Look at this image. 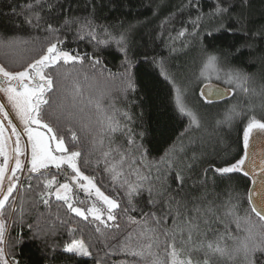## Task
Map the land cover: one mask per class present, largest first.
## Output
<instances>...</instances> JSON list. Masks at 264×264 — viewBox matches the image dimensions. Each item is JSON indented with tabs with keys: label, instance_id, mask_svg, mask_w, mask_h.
Here are the masks:
<instances>
[{
	"label": "trees",
	"instance_id": "16d2710c",
	"mask_svg": "<svg viewBox=\"0 0 264 264\" xmlns=\"http://www.w3.org/2000/svg\"><path fill=\"white\" fill-rule=\"evenodd\" d=\"M40 3L44 5L42 10L38 8L36 0H0V64L7 67L10 66L9 60H15L12 70H19L20 65L38 58L41 45L45 44L48 33L43 29V21L41 27H32L24 22L25 17L32 14L26 7L29 4L45 19L55 15L56 27H61L66 18L90 19L96 27L98 40L108 39L105 29L118 37L121 32L131 27L128 33L129 57L134 61V92L122 91L123 77L119 74L125 71L122 66L124 56L117 51L114 42L97 44V41L88 36L83 40L76 39L77 24L65 25L59 33L60 38L65 41L62 45L65 50L91 54L96 46V54L102 56L104 62L103 72L99 67L93 69L89 62H85L81 79L83 73L87 72L90 79L95 81L92 90L84 86L82 93H77L69 78L67 90L57 93V104L62 105L65 112L74 114L75 128L80 135L77 148L83 153L78 163L85 174L94 176L97 186L106 195L120 201L123 207L127 206L128 201L125 189L120 183L114 184L110 175L105 172L106 164L101 155L103 151L118 148L125 153V175L134 181L136 176L129 174L139 169L141 175L148 176L145 189L148 183H166L171 185L170 191L175 193L176 170L182 169L184 184L177 199L186 202L189 216L195 214L192 210L197 206L213 209L212 213H206L209 223L205 225L201 221L202 234L195 239L204 241L206 250L207 241H215L218 236L223 235L222 246H231L233 241L228 238V234L236 236L244 233L237 231L236 223L225 213L231 202L237 205V215L243 217L248 214V190L251 181L243 173L225 174L221 177L215 172V168L225 166L226 161L234 162V159L243 154L242 134L248 118L264 117V36L259 34V30L264 27V0H227L225 5L230 7L229 15L233 18L228 21L229 25L238 29L235 17L242 15L245 30L250 34L257 33L255 36H245L240 30L215 31L222 23L221 19L205 15L200 22L199 35L186 33L179 38H176L177 33L182 27L192 33L193 25L187 22L198 15L196 8H181L189 0H40ZM49 3L57 5L55 13L49 12ZM214 5L215 0H200L199 12L208 14ZM209 32L212 33L211 36L208 35ZM51 39L53 38L49 37ZM5 40H23L28 43L20 45L19 48L7 49L2 46ZM245 43L252 47H242ZM210 54L218 57L219 79L217 72H209L204 68L206 57ZM145 56L147 60L144 59ZM109 70L117 75L110 76ZM229 70H238L248 77L247 83L243 85L248 88L247 93L236 82H227L225 73ZM206 83H216L230 89L231 96L217 102L204 100L200 89ZM101 93L103 104L112 106L110 114L121 125L116 132L104 137L103 147L100 146L99 137L93 144V134L101 117L94 103H89L90 99L99 97ZM180 104L195 115L197 124H192L191 117L180 112ZM233 108L239 114L228 122L226 116ZM124 113H127V117ZM81 128L92 131L81 133ZM129 137L134 140L133 145L128 144ZM181 147L183 151L180 150ZM166 152L174 158L175 168L167 171L161 168L158 172L153 165ZM141 153L144 156L143 164ZM111 158L119 160V155L113 152ZM84 159L89 160V166H84ZM205 169H208L207 173ZM64 171L69 172L68 169ZM61 175L62 171L57 176ZM36 182L34 178L32 184L35 185ZM31 195L32 193H26L25 198ZM132 200L137 211L128 215L139 221L140 209L146 212L150 208L147 205L148 192L143 190L134 194ZM61 203L52 197L50 209L42 203L37 208H33L30 203L26 204L28 213L23 224L19 222L16 214L9 216L5 213V253L14 255L19 264H95L97 258L101 260V264H123L125 257L122 254L109 257L106 253L110 252L112 246L118 247L120 242L126 241L130 233L132 242L135 243L139 237V225L130 223L127 216L121 214L116 222L120 225L119 230L103 229L105 235L115 237L105 243H101L104 237L95 232L94 225L86 227L83 239L94 246L93 256L76 257L63 252L64 245L74 238L67 231V227H84L88 222L74 214H66L63 207L58 209L57 205ZM57 215L69 219V225L61 226L56 219ZM29 224L33 225V230L37 225L41 229H48L55 224V234L35 239ZM167 225L172 226L171 217L167 220ZM186 236L185 233V238ZM75 238H81V234L77 232ZM142 242L147 243V240ZM53 245L56 246L55 251L52 249ZM163 247L164 237L161 236L160 248L157 249L154 245L153 251H162ZM203 258L201 253L200 259ZM210 264L239 262L230 261L227 257L212 256Z\"/></svg>",
	"mask_w": 264,
	"mask_h": 264
},
{
	"label": "snow or ice",
	"instance_id": "6c2138e0",
	"mask_svg": "<svg viewBox=\"0 0 264 264\" xmlns=\"http://www.w3.org/2000/svg\"><path fill=\"white\" fill-rule=\"evenodd\" d=\"M36 4L39 9L44 8L40 0H36ZM226 4L227 0H215L211 12L205 14L199 12L200 0H189V3L182 5L181 8H196L198 10L196 18L187 22L193 25L192 33H188V29L182 27L176 38L183 37L186 33L199 35L200 22L205 15L221 19L222 23L215 31L221 29L240 30L244 32L245 36L257 35V33L250 34L245 30V21L242 15L235 17V23L239 25L238 29L230 26L228 21L233 18L229 15L230 7L225 6ZM26 7L32 14L26 16L24 22L32 27H41V21H43V29L48 33V36L45 37V44L41 45L38 58H33L30 62L20 65L19 70H12V66L16 64L15 60H9L10 66L7 67L5 64H0V93L4 94L7 106L22 126V130H18L17 125L10 117V112L6 110V104L0 102V117H2L0 119V264H19L14 255L5 253V232L7 230L5 213L9 216L16 214L19 217V222L23 224L24 217L28 213L26 204L30 203L33 208H37L42 203L50 209L52 197H55V201L62 202L57 205L58 209L63 207L66 209V214H74L88 222L84 227H67L70 223L69 219H63L59 215L56 217L60 225L67 227V231L74 237L70 243L64 245L63 252L76 257L93 256L94 246L83 239L86 227L94 225L95 232L104 237L101 243H105L115 237L105 235L103 229L119 230L120 225L116 222L120 215L124 214L130 223L140 226L139 237L133 243L130 233L126 241L120 242L118 247L112 246L110 252L106 253L109 257L122 254L125 257L123 264H210L212 256L227 257L230 261H238L239 264H264V159H261L257 165L255 158L248 151L253 138L264 142V117L251 116L248 118L242 134L243 154L238 159H234V162L226 161L225 166L215 168V172L221 177L232 173H243L244 176L252 175L254 177L253 183H256L257 187L254 190H248L250 206L247 210L248 214L243 217L237 215V205L231 202L225 213L226 216L232 217L233 222L236 223L237 231H243L244 235L233 236L229 233L228 238L233 241L231 246L227 244L222 246L224 236L220 235L215 241H207L205 250V242L197 241L195 237L202 234L201 221L207 225L209 219L206 218V213H212L213 209L211 207L202 209L197 206L192 210L195 214L189 216L186 202L177 199L184 184L182 169L176 170L175 193L170 191L171 185L166 183L159 185L148 183L145 189L148 176L141 175L139 169L129 174L136 176L134 181L125 175L123 170L125 153L120 152L118 148H109L107 151H103L101 155L106 164L105 172L110 175L114 184L120 183L121 187L125 189L128 201L127 206L122 207L120 201L106 195L97 186L94 176L86 175L82 170L78 161L83 153L77 148L80 143V135L75 128L74 114L70 111L65 112L63 106L57 104V93L67 90L69 78H71L72 86L77 93H82L84 86L88 90L94 88L95 81L90 79L87 72L83 73V79H81L86 61L93 69L99 67L101 72L105 70L102 56L96 54V46L91 54L65 50L62 47L65 41L59 35L61 28L65 25L77 24L76 39L83 40L85 36H88L93 41H97V44L114 42L117 51L124 56L122 66L125 71L119 74L123 77L122 91L134 92L136 90L132 74L134 61L129 57L130 37L128 33L131 31V27L121 32L118 37L113 36L105 29L108 39L98 40L96 27L90 19L66 18L61 27H56L55 15H50L48 19H45L39 11L33 9V5L29 4ZM56 7L57 5L49 3V12L55 13ZM60 7L63 9L62 5ZM259 34L264 36V27L259 30ZM208 35L211 36L212 33L209 32ZM49 37L53 39L49 40ZM27 43L28 41L23 40H5L2 46L12 49ZM242 47L251 48L252 45L245 43ZM239 51L238 48L237 52ZM144 59L147 60V56ZM153 63L156 61L153 60ZM217 64L218 57L210 54L206 57L204 68L209 72H217V79H219ZM158 66L162 67V65ZM201 74L204 75V72ZM109 75L117 74H113L109 70ZM225 76L228 83L236 82L237 86L241 87L245 93L248 92V88L243 86L247 83V76L242 75L238 70H229ZM208 87L211 88V86ZM177 92L179 93L178 89ZM209 94L211 93L209 92ZM89 103H94L101 117L97 121V129L93 134V144L99 137L100 146L103 147L104 137L116 132L121 125L114 115L110 114L112 106L103 104V93L99 97L90 99ZM179 110L191 117L192 124L198 123L195 115L183 104L179 105ZM238 114L233 108L226 116V120L230 122ZM124 115L127 117V113ZM5 121H7V125H5ZM6 128L11 129L7 135ZM91 131V129H80V132L85 134ZM24 136L27 137V140L22 148L21 141ZM13 137H15L14 141ZM128 144H134L131 137L128 139ZM180 150L183 151V148L181 147ZM113 152L119 155V160L111 158ZM174 153L175 147L172 149V154L174 155ZM21 157L24 158L21 159ZM141 163H144L143 153H141ZM83 164L87 167L90 162L88 159H84ZM64 165L71 171L70 173L63 172L65 182L61 183L57 179V175L60 174ZM153 166L157 168L158 172L161 168L165 171L172 170L175 168V160L170 157V153L166 152L165 156L161 157L160 161ZM257 167H259L258 182L255 179ZM51 168L57 169V173L53 174L50 171ZM207 171L208 169H205V173ZM34 178L37 181L35 185L32 184ZM164 179L166 181L167 176ZM76 188L85 193L90 203L83 199H76L74 194ZM143 190L148 192L147 205L150 208L146 212L140 209L141 217L138 221L128 214L137 211L132 198L134 194H139ZM26 193H32L31 197L26 199ZM85 204H87L86 207L80 206ZM169 217L172 219L171 227L167 225ZM28 227L33 230L32 224H29ZM77 232L81 234L79 239L75 238ZM185 233L187 234L186 238ZM49 234H55V224L48 229H41L37 225L33 230L35 239L46 238ZM161 236L164 237L163 250L153 251L154 245L157 249L160 248ZM144 240H147V243L142 242ZM19 242L18 240L17 243ZM55 247L52 246L53 251H55ZM201 253L204 256L202 260L200 259ZM95 264H101V260L97 258Z\"/></svg>",
	"mask_w": 264,
	"mask_h": 264
},
{
	"label": "water",
	"instance_id": "95a60500",
	"mask_svg": "<svg viewBox=\"0 0 264 264\" xmlns=\"http://www.w3.org/2000/svg\"><path fill=\"white\" fill-rule=\"evenodd\" d=\"M208 86H211V88H209ZM209 92L211 94H209ZM200 94L203 97V99L208 102H217L229 98L231 96V90L216 83H206L201 87ZM248 151L250 155L255 158L257 165H259L261 159H264V142H261L260 140L253 138L251 146L248 149ZM50 171L57 173V170H50ZM256 173L257 175L255 179L258 182L259 167L256 168ZM248 177L250 178L251 181L249 189L254 190L257 187V184L253 183L254 177L252 175H249Z\"/></svg>",
	"mask_w": 264,
	"mask_h": 264
},
{
	"label": "rangeland",
	"instance_id": "374dc122",
	"mask_svg": "<svg viewBox=\"0 0 264 264\" xmlns=\"http://www.w3.org/2000/svg\"><path fill=\"white\" fill-rule=\"evenodd\" d=\"M0 102H4V103L6 104V110H8V111L10 112V117L13 119V122L17 125L18 130H22V126L19 124V121L15 118L14 113H11V109L7 106V102H6L5 98H4V94H3V93H0ZM0 119H2V117H0ZM4 123H5V125H7V121H5ZM10 131H11V129H7V128H6V135H7L8 133H10ZM42 131H45V130H42ZM14 140H15V137H13V141H14ZM26 140H27V137H26V136L22 137V141H21L22 148L24 147V144H25ZM28 153H29V155H30V148L28 149ZM23 158H24V157H21V159H23ZM51 169H53V170H57V169H55V168H51ZM64 169H68L66 165L62 166V169H61L60 171L64 172ZM68 171L70 172L71 170L68 169ZM22 178H23V177H22ZM57 179H58L61 183L65 182V180H64V176H63V175H61V176H57ZM74 194H75V197H76L77 200H79V199H83V200H85V201H87V202L90 203L89 198H88V197L85 195V193H84L82 190H80L79 188H76V189L74 190ZM54 198H55V197H54ZM80 206H81V207H86L87 204H85V205H80ZM90 219H91V218H90ZM110 223H111V222H110Z\"/></svg>",
	"mask_w": 264,
	"mask_h": 264
}]
</instances>
